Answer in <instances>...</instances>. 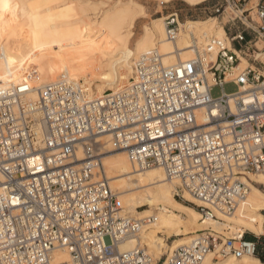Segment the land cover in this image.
<instances>
[{"label":"built area","instance_id":"2783aa9c","mask_svg":"<svg viewBox=\"0 0 264 264\" xmlns=\"http://www.w3.org/2000/svg\"><path fill=\"white\" fill-rule=\"evenodd\" d=\"M252 2L213 6L217 17L231 15L224 29L233 30V49L214 37L171 67L152 50L128 85L103 96L68 78L36 99L29 82L0 88V264H52L59 250L70 264H204L211 253L216 264L250 256L264 264V233L205 231L159 260L140 248L121 252L154 218L124 212L97 172L109 137L136 169L177 177L175 196L206 219L237 212L255 184L250 175L264 172V0ZM165 21L176 42L179 13Z\"/></svg>","mask_w":264,"mask_h":264},{"label":"bare ground","instance_id":"6f19581e","mask_svg":"<svg viewBox=\"0 0 264 264\" xmlns=\"http://www.w3.org/2000/svg\"><path fill=\"white\" fill-rule=\"evenodd\" d=\"M66 1L0 0V88L29 82L34 88L30 94L34 99L39 88L68 78L87 86L91 96H103L108 90L117 91L128 85L136 62L152 49L155 50V46L160 47L156 50L162 56L164 67L190 59L195 43L204 45L214 37L226 40V44L232 48L230 38L217 24L216 17L206 21L181 22L180 37L172 42L167 34L165 16V20L155 19L150 27L146 26L143 36L135 43L133 69L130 62L114 65L120 60L118 58L114 62L115 51L129 50L137 5L117 1L102 16L99 17L98 13L92 18L87 14L86 6L80 7L82 0ZM157 1L170 3L173 0ZM183 1L200 5L207 0ZM60 2H63V6L57 8ZM27 4L30 8L28 14L25 13ZM73 16L78 17L76 21L71 19ZM240 59L241 66L247 65L244 56L240 55ZM102 141L106 155L102 154L98 174L109 181L122 209L124 201L127 206L124 212L141 219L154 218V222L139 235L120 245L121 252L140 248L159 260L205 231L227 238L238 237L246 231L256 235L264 233V193L256 186L264 185V172L250 175L255 184L250 185L247 199L234 215L215 212L217 219H206L195 207L175 199L179 185L177 177H168L159 167L138 170L132 165L126 151L113 148L109 137H104ZM0 180H3L1 175ZM142 189L146 190L147 195L139 197L136 192ZM185 197L189 202L199 204L188 194ZM146 206L147 209L139 211V208ZM174 237L177 239L170 243ZM213 258L214 254H209L204 264H216ZM70 261L68 252L59 250L55 252L52 264H70ZM232 262L227 260V263ZM242 263L263 264L256 256L245 257Z\"/></svg>","mask_w":264,"mask_h":264},{"label":"rangeland","instance_id":"374dc122","mask_svg":"<svg viewBox=\"0 0 264 264\" xmlns=\"http://www.w3.org/2000/svg\"><path fill=\"white\" fill-rule=\"evenodd\" d=\"M58 1H60V0H58ZM61 1H64V0H61ZM68 1H71V0H67L66 2H68ZM117 1L122 2L123 4H126L128 2H134V4L137 5L135 7L136 8L135 9L136 16H135V19L133 20V26L131 27V31H132L131 34L132 35H131V39H130L129 50L128 51L119 50V51H115V53H114V62L118 58L120 59L119 61L115 62L114 65H116L120 62H123V61L125 63H128V64L130 62V64L132 65L131 69H133V64L135 63L134 61L136 60L135 57L133 56V47H134L135 43L143 36L145 28L150 27L152 24V21L155 19L163 18L165 20V16H167L168 14H170L172 12H178L180 15V20L183 23L186 21H191V20L206 21L210 18L216 17L217 18V24L219 26H222V27L225 26V27L229 28V27H233L232 25H234L232 22H230L231 21L230 20L231 15L225 14V15L217 17V15L215 13H213V6L216 4H219V3L222 4L223 0H208V1H206L203 4L198 5V6H191V5H189L183 1H180V0H175V1H172L171 3H163V2H159L157 0H82V3H81L82 5L80 7L86 6L84 8H86L87 14L91 15V17L94 18L95 15H97L98 13H99L98 14L99 17L102 16V14L105 11H107L108 9H110L112 6H114L117 3ZM257 2H258V0H253L252 5L257 4ZM62 3L63 2H60L58 4L57 8H61L63 6ZM138 6H140L141 8L140 7L137 8ZM25 8H28L25 10V13L26 14L30 13V8H29L28 4L26 5ZM87 8H89V9H87ZM141 9H142V11H141ZM88 10H89V12H88ZM137 10L138 11L140 10L143 13H141L140 11L138 12ZM56 11H58V10H56ZM45 14L46 13L44 12L43 15H45ZM74 16L71 17V19L73 21H76L78 17L76 16L74 18ZM69 19H66V20H69ZM60 21H61V19H60ZM235 24L241 30H243L242 26L239 25L237 21L235 22ZM226 31H227V36H230L231 32H233V30L228 31L227 29H226ZM218 38H220V37H218ZM154 48L160 49L159 46H155ZM152 50H154V49H152ZM34 99H36V98H34ZM107 149L108 148H106V151H107ZM104 154L106 155V152ZM104 154H103V156H104ZM110 186H111V184H110ZM256 186L264 193V185L260 184V185H256ZM176 188H177V186H176ZM136 194L140 197V196L147 195V192L145 189H142V190H139L138 192H136ZM117 198H119V197H117ZM175 199L178 202H181L185 205H189L187 203H184L180 199H178L176 196H175ZM122 207H123V209H125L127 207L126 204L124 203V201H122ZM144 209H147V206L143 207V208H139V211H142ZM262 214L264 215V213H262ZM255 236H256V234H254L252 232H249V231L245 232L246 238H253ZM176 239L177 238L174 237L169 242L173 243ZM261 241L264 242V237H261ZM260 254H262V253H260Z\"/></svg>","mask_w":264,"mask_h":264},{"label":"crops","instance_id":"0c3cea01","mask_svg":"<svg viewBox=\"0 0 264 264\" xmlns=\"http://www.w3.org/2000/svg\"><path fill=\"white\" fill-rule=\"evenodd\" d=\"M173 1H175V0H173ZM180 1H183V0H180ZM208 1V0H207ZM172 2V1H171ZM170 2V3H171ZM183 2H185V1H183ZM206 2V1H205ZM185 3H187V2H185ZM188 4V3H187ZM203 4V3H202ZM190 5V4H189ZM201 5V4H200ZM191 6H198V5H191ZM191 21H194V20H191ZM198 21H201V20H198ZM223 29H224V27H222ZM224 31H225V29H224Z\"/></svg>","mask_w":264,"mask_h":264},{"label":"snow or ice","instance_id":"6c2138e0","mask_svg":"<svg viewBox=\"0 0 264 264\" xmlns=\"http://www.w3.org/2000/svg\"><path fill=\"white\" fill-rule=\"evenodd\" d=\"M201 195H202V193H201ZM14 203L16 202V201H13ZM66 242V241H65Z\"/></svg>","mask_w":264,"mask_h":264}]
</instances>
